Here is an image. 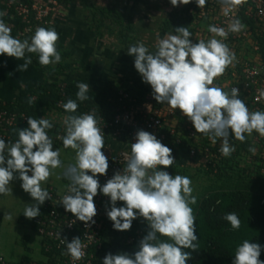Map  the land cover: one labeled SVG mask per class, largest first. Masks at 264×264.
Wrapping results in <instances>:
<instances>
[{
    "label": "clouds",
    "instance_id": "9594fccd",
    "mask_svg": "<svg viewBox=\"0 0 264 264\" xmlns=\"http://www.w3.org/2000/svg\"><path fill=\"white\" fill-rule=\"evenodd\" d=\"M191 2L170 0L174 7ZM245 2L220 0L225 15ZM195 3L204 8L207 0H195ZM4 15L6 13L0 12V55L23 59L18 71H26L32 63L26 53L38 54L42 66L61 61L56 46L59 34L54 28L37 27L30 42L28 39L21 41L11 35L12 28L2 19ZM245 27L239 19H233L227 30L209 25L212 38L193 43L188 27L181 26L175 29L176 34H166L162 39L158 37L154 53L143 42H137L127 51L128 55L135 57L134 67L142 81L151 86L154 99L172 109H179L193 123L196 132L208 137L213 144L219 139L224 157H230L235 151L230 144V131L241 142L246 139L245 133L251 135L253 131L264 137V112L250 111L238 98V88L225 91L214 85V80L236 61L235 53L224 40L229 32L239 33ZM76 87V100L68 99L63 104L65 112L75 113L79 107L77 100L89 99L88 83L77 82ZM31 103L33 101L29 99ZM63 123L66 134L57 138L62 140L64 148H71L76 153L75 163L68 165L63 172V177L70 181L68 194L60 201L65 211L85 222L86 226L89 222L94 224L93 217L97 215L94 197L102 193L110 197L111 207L106 214L115 230L129 231L138 217L147 221L149 226V231L139 242V250L133 254L108 253L103 264H186L191 260L193 253L199 250L196 217L190 206L197 203V197L192 195L189 177L172 176L161 170V166L168 168L176 162L172 149L154 134L138 130L136 142L131 143V158L126 167L101 186L97 175H106L109 163L101 151L105 147L104 132L98 126L95 114L68 115ZM27 124L26 128L12 130L18 135L15 142L6 144L0 138V195L12 194V188L8 186L17 178L14 173L18 174L22 189L35 201L28 204L23 215L34 219L41 214L39 206L52 199L42 183L47 182L53 170L62 167V161L60 150H53V139L48 135L52 122L29 116ZM248 151L255 154L256 148L249 147ZM118 201L124 206L117 207ZM6 215L8 219L12 218L10 214ZM224 219L233 229L240 228L241 221L236 213H228ZM60 242L66 245L67 254L73 260L84 257L85 246L80 237H74L70 243L67 238H60ZM260 253V244L245 239L236 247L232 264H264L259 259Z\"/></svg>",
    "mask_w": 264,
    "mask_h": 264
},
{
    "label": "built area",
    "instance_id": "2783aa9c",
    "mask_svg": "<svg viewBox=\"0 0 264 264\" xmlns=\"http://www.w3.org/2000/svg\"><path fill=\"white\" fill-rule=\"evenodd\" d=\"M57 0L32 2L30 0H6L4 5L12 16L21 24L15 38L32 37L37 27L49 28L53 25V9ZM190 15L192 17L190 40L198 43L200 39L207 41L213 34L208 32L209 25L223 27L227 30L233 19H239L245 29L239 33L229 32L224 43L235 53L236 61L226 72L214 80V85L225 91L236 87L239 89L238 98L241 99L252 112H264V0H246L236 6L228 15L224 14L220 0H207L204 8H199L192 0ZM221 39L220 37H216ZM64 84L60 85V89ZM152 88L139 94H131L119 89L115 94L111 114L108 117H96L98 126L104 132V149L110 153L109 167L106 175H97L103 186L116 172H122L131 158V143L136 142L138 130L154 134L162 144L172 149L175 165H182L189 169L217 174L227 166L238 171H244L251 179L256 175L264 178V137L253 131L251 135L245 133V141L234 138L230 131V144L235 151L230 157H224L220 152L221 141L216 144L201 133H197L193 123L179 109H172L168 104L158 103ZM63 102L56 103L58 109L63 108ZM27 116L24 113L0 110V138L5 143L15 142L10 132L13 129L27 127ZM55 140L63 145L62 140ZM249 147H255L253 154ZM161 170L167 171L161 166ZM31 175V172L28 173ZM91 175V173H89ZM52 199L46 200L40 207V215L30 220L36 236L41 241V251L46 264H94L95 257L102 251L103 243L107 239L108 227L111 225L107 217L110 210V197L98 193L94 197L97 215L93 217L95 223L79 221L72 213L65 211L61 198L68 194V189L58 191L52 185L45 187ZM117 207L124 206L118 201ZM141 227L131 236L125 238L126 245L139 248L140 240L149 231L147 221L139 217ZM67 238L71 242L74 237H80L85 255L81 260H73L67 254L66 245L61 244L60 238ZM114 236V235H113ZM49 262V263H48ZM0 264H12L0 256ZM103 264V262H102Z\"/></svg>",
    "mask_w": 264,
    "mask_h": 264
},
{
    "label": "rangeland",
    "instance_id": "374dc122",
    "mask_svg": "<svg viewBox=\"0 0 264 264\" xmlns=\"http://www.w3.org/2000/svg\"><path fill=\"white\" fill-rule=\"evenodd\" d=\"M189 4L174 7L170 0H57L52 13L53 25L49 28L59 34L56 46L61 61L42 66L38 54L26 53L32 63L26 71H18L23 59L0 55V82L3 84L0 101L14 102L20 92L29 93L37 82L102 84L109 81L112 87L124 84V80L128 84L143 82L134 67L135 57L127 53L129 47L143 42L154 53L158 37L162 39L166 34H176V27L168 26V22L173 15L182 14ZM2 19L11 26V35L15 38L14 16L6 14ZM66 116L62 109H53L40 111L35 117L49 119L53 124L48 135L53 139V150H60L62 167L53 170L42 187L49 184L58 191L67 188L70 181L63 177V172L76 161L75 150L64 148L55 140L57 134H66L63 123ZM166 170L172 176L179 174L192 181V195L197 197V203L190 205L193 212L204 202L210 204L213 210L211 208L209 213L215 212L220 221L225 220L226 214L235 213L246 195L264 194V182L248 189L236 188L234 174H211L175 164ZM14 176L17 178L8 186L12 188V194L0 195V256L12 264H41L45 261L40 251L41 241L31 226V219L23 215L28 204L35 201L22 189L18 174L14 173ZM224 195H233L234 202L220 209ZM6 214L12 218L8 219ZM161 240L167 241L168 238L162 237Z\"/></svg>",
    "mask_w": 264,
    "mask_h": 264
},
{
    "label": "trees",
    "instance_id": "16d2710c",
    "mask_svg": "<svg viewBox=\"0 0 264 264\" xmlns=\"http://www.w3.org/2000/svg\"><path fill=\"white\" fill-rule=\"evenodd\" d=\"M5 1L0 0V6L2 10L11 13L6 10ZM191 6L192 3L189 4L182 14L173 15L168 22V26H175L176 28L181 26L188 27L191 32ZM20 28L21 24L17 22L13 28L14 36ZM24 39L31 40V37H25L20 40ZM124 82V84H120L117 87H112L109 81H105L102 84L89 83V99L85 101L77 100L79 107L75 113L63 111L67 116L94 113L95 117H108L111 114L115 94L119 89L131 94L148 91L149 84L144 82L132 84L126 83L125 80ZM60 85L51 82H37L29 93L22 92L18 94L14 102L2 103L0 101V110L16 111L24 113L27 117L35 118L40 111L58 109L55 105L60 100L63 103H66L68 99L76 100L78 91L76 84L64 83L62 89H60ZM29 99H32L33 103L29 104ZM10 135L12 140L16 141L18 139L17 133L11 131ZM224 173L235 175V177L233 176L235 178L234 185L238 189H248L257 183L264 182L262 176L256 175L254 179H251L244 171L234 170L231 166H227V162L225 168L217 174ZM233 202V195H224L221 198L219 208H227ZM211 208L210 204L204 202L194 208L196 235L198 237L196 243L199 244V250L193 253V258L187 261L186 264H232L236 247L242 244L245 239L261 245L259 259L264 261V194H248L243 198V202L235 211L241 221L239 229H233L226 220H218L215 212L213 214L209 213L213 210V208L210 210ZM110 223L107 239L103 243L102 251L95 257L94 264H102L104 257L108 253L113 255L117 253L133 254L139 250V248L126 245L124 242L126 237L133 235L141 227L142 223L139 222V217L133 221L129 231H117L113 228L111 220ZM161 238L159 237V239ZM184 251H190V249H184Z\"/></svg>",
    "mask_w": 264,
    "mask_h": 264
},
{
    "label": "crops",
    "instance_id": "0c3cea01",
    "mask_svg": "<svg viewBox=\"0 0 264 264\" xmlns=\"http://www.w3.org/2000/svg\"><path fill=\"white\" fill-rule=\"evenodd\" d=\"M30 1H32V2H35L34 0H30ZM38 3H40V2H38ZM1 10H2V8H1ZM2 12L3 13H6V14H8V15H10L11 16V14L10 13H7L6 11H4V10H2ZM17 24V20L15 19V24L14 25H16ZM14 27V26H13ZM2 83L0 82V87L2 88ZM20 93H22V92H20ZM19 93V94H20ZM105 155L106 154H108V153H110L107 149H104L103 151H102ZM6 154V153H5ZM46 187V186H45ZM44 187V188H45ZM42 205H40L39 207H41ZM1 218H2V215H1V213H0V220H1ZM41 247V246H40ZM41 251V250H40ZM41 253H42V251H41ZM43 254V253H42ZM44 256V255H43ZM45 258V257H44ZM41 264H46V259H45V261L44 262H42Z\"/></svg>",
    "mask_w": 264,
    "mask_h": 264
}]
</instances>
